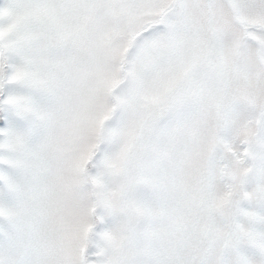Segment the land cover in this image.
I'll return each mask as SVG.
<instances>
[{
  "label": "rangeland",
  "instance_id": "1",
  "mask_svg": "<svg viewBox=\"0 0 264 264\" xmlns=\"http://www.w3.org/2000/svg\"><path fill=\"white\" fill-rule=\"evenodd\" d=\"M0 9V264H264V0Z\"/></svg>",
  "mask_w": 264,
  "mask_h": 264
},
{
  "label": "trees",
  "instance_id": "2",
  "mask_svg": "<svg viewBox=\"0 0 264 264\" xmlns=\"http://www.w3.org/2000/svg\"><path fill=\"white\" fill-rule=\"evenodd\" d=\"M3 1L2 0H0V4L2 3Z\"/></svg>",
  "mask_w": 264,
  "mask_h": 264
}]
</instances>
